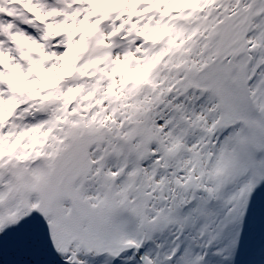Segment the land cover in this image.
Masks as SVG:
<instances>
[{"label": "snow or ice", "instance_id": "obj_1", "mask_svg": "<svg viewBox=\"0 0 264 264\" xmlns=\"http://www.w3.org/2000/svg\"><path fill=\"white\" fill-rule=\"evenodd\" d=\"M0 264H264V0H0Z\"/></svg>", "mask_w": 264, "mask_h": 264}]
</instances>
